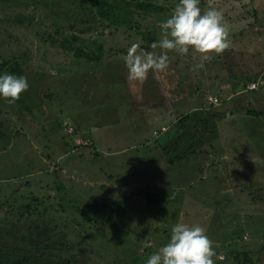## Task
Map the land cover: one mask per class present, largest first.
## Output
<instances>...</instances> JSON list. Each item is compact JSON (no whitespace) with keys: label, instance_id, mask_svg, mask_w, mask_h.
I'll return each mask as SVG.
<instances>
[{"label":"rangeland","instance_id":"rangeland-1","mask_svg":"<svg viewBox=\"0 0 264 264\" xmlns=\"http://www.w3.org/2000/svg\"><path fill=\"white\" fill-rule=\"evenodd\" d=\"M177 2L108 0L104 21L93 0H0V73L29 83L0 98L1 252L146 264L184 222L204 227L214 264H264V0H200L229 48L169 52L166 70L130 80L128 48L159 55Z\"/></svg>","mask_w":264,"mask_h":264},{"label":"clouds","instance_id":"clouds-1","mask_svg":"<svg viewBox=\"0 0 264 264\" xmlns=\"http://www.w3.org/2000/svg\"><path fill=\"white\" fill-rule=\"evenodd\" d=\"M158 27L160 38L150 47L160 48L159 55L143 49L139 43L128 48L124 61L130 80L142 82L147 79L149 71L166 70L170 63L169 52L179 55L198 52L207 60L230 46L222 13L216 8L202 11L200 0H178L171 14L160 21ZM28 88L27 77L0 73V98L9 104L19 100ZM215 256L214 242L204 227L178 222L172 226L167 243L151 253L146 264H214Z\"/></svg>","mask_w":264,"mask_h":264},{"label":"trees","instance_id":"trees-1","mask_svg":"<svg viewBox=\"0 0 264 264\" xmlns=\"http://www.w3.org/2000/svg\"><path fill=\"white\" fill-rule=\"evenodd\" d=\"M97 3L98 8L100 9L99 16L104 21L110 20L111 11L107 7L108 0H93ZM75 55L77 57L85 58L89 61H100L101 54L95 53L93 51L84 52L80 49H75ZM10 65V64H9ZM2 68H8V64L3 63ZM12 71L16 73L17 75L21 74V72L15 68H12ZM250 116H257L256 112H249ZM147 203L149 205H155L158 203V199L156 196H148L147 197ZM235 257H238L236 255ZM0 264H35V261L30 256L25 255H16V254H10L0 251Z\"/></svg>","mask_w":264,"mask_h":264},{"label":"built area","instance_id":"built-area-1","mask_svg":"<svg viewBox=\"0 0 264 264\" xmlns=\"http://www.w3.org/2000/svg\"><path fill=\"white\" fill-rule=\"evenodd\" d=\"M259 86H260V81H257V82H253L250 85H248L247 86V89L250 90V91H252V90L258 89ZM207 103L209 105H216V104H218V99L215 98V97H213V96H209L207 98Z\"/></svg>","mask_w":264,"mask_h":264}]
</instances>
